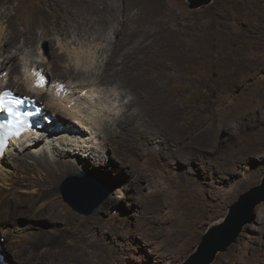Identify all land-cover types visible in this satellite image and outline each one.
I'll return each mask as SVG.
<instances>
[{"label":"rangeland","instance_id":"374dc122","mask_svg":"<svg viewBox=\"0 0 264 264\" xmlns=\"http://www.w3.org/2000/svg\"><path fill=\"white\" fill-rule=\"evenodd\" d=\"M201 1L196 0V4ZM12 2L21 5L18 15L14 13L13 4L9 11L15 22L20 23L27 20L30 8L38 0ZM141 2L153 12L149 18L143 17L138 7L133 8L127 1L114 0V17L110 22L107 20L109 27L103 35L94 33L98 22L91 15L85 21L89 23L85 28L90 29L88 35L71 27L67 33L56 31L53 34V49L42 43V48L37 46L35 51L34 48L21 49L17 61L22 64L23 73L19 78L24 81L28 77L26 74H32L34 57L38 64L46 59L52 79L59 76L62 81L72 80L79 84V77L88 78L96 73L93 76L99 78L102 85L92 88L93 93L89 96L94 102V117L104 123L97 127L104 129L106 121L110 122L114 114H121L123 110L128 112L137 99V94L130 88L133 86L118 74L108 76L107 67L112 68L113 73L122 72L125 65L123 54L118 55L114 63H108L117 39H121L120 33L139 27L141 32L150 31V39L159 33L158 39L164 33L170 39L157 47L161 65L156 67L172 68V74L168 73L169 95L177 102L183 122L191 123L192 129L187 130L196 136L193 139L204 145L208 152L191 153L188 148L176 147L164 128H158L165 136L162 138L164 145L174 148L168 159L150 151L158 147L157 140L153 145L144 139L145 159L138 161L136 155L117 154L114 145H109V150L105 141L94 139V147L86 150L91 153L92 163L84 164V161L74 159L81 166L79 172L101 180L105 188L112 191L111 195L92 215H84L66 201L63 193L62 183L70 176L61 183L63 198L59 201L43 198L37 193L40 189L36 186L28 187V192L16 190L15 194L20 196L17 199L22 198V201L14 200V205L23 204L20 209H15L20 218L15 219V226L13 223L6 226L9 230L6 233L0 224V243L5 246L0 250L8 264H183L196 252L208 229L223 221L244 193L262 184L264 0H214L196 10L190 9L193 5L190 0ZM2 25L7 33V24ZM45 28L46 24L41 22L40 30ZM135 37L138 39L139 35ZM20 48L19 43L12 48L11 54ZM143 58L144 55H133L130 67L139 68L137 62H143ZM51 61H58L62 66L55 70ZM10 68L11 65L1 78H7ZM79 71L83 72L82 76ZM12 77L13 83L15 75ZM22 88L20 94L27 93L26 88ZM104 108L111 112L109 116L106 111L100 112ZM134 110L141 118L142 108ZM145 119L146 123H153L146 117L142 120ZM157 121L166 123L165 119L157 118ZM172 132L183 134L177 126ZM98 133L95 131L94 137ZM181 139L185 145H195L185 135ZM42 146H46V142ZM30 149L34 150L31 146ZM49 153L52 158L55 156L53 150ZM70 214L93 218L94 229L74 237L57 227L59 233H40L46 247L41 248L43 243L38 246L40 241L37 239L23 254H15L17 247L22 248L17 242L22 232L20 228L29 224V232L39 234L37 227L49 223L65 227ZM8 241L14 242V249ZM213 264H264V203L258 207L254 223L248 225L237 243L227 252L220 253Z\"/></svg>","mask_w":264,"mask_h":264},{"label":"bare ground","instance_id":"6f19581e","mask_svg":"<svg viewBox=\"0 0 264 264\" xmlns=\"http://www.w3.org/2000/svg\"><path fill=\"white\" fill-rule=\"evenodd\" d=\"M125 1L130 3L129 5L133 8L138 7L137 10L142 12L143 17L146 16L149 18L153 13L148 6L142 4L141 0ZM10 4H13L12 0H0V93L3 90L11 89L20 94L22 93L20 92V90L23 89L22 87H25L27 93L22 95L31 96L41 101V103L43 102L42 104L45 106V111L54 117V122L50 125H46V135L39 138H37V136L44 133L38 134L36 130H30L21 137L11 138L9 150L0 158V224L5 233L9 231L6 226L11 223L15 226V219L20 218V216L16 215L15 211L18 208L20 209L23 204L14 205V200L22 201V198L17 199L20 196L15 194L17 193L16 190L28 192V187L36 186L40 189L37 193L43 198H53L55 201L61 200L63 198L60 187L62 181L67 176H75L74 174L81 170L80 164L76 162L74 157L84 161V164L92 163L91 153L86 150L94 147L92 144L94 139L98 140L99 138L102 142L105 141L109 150L111 149L110 146L113 147L114 145L115 147H113V149L117 154L136 155L138 161L140 159H145V149L143 147H145L146 144L144 139L147 143L153 145L157 140L158 144H156V146L158 147H153L150 151L154 153L155 156L163 155V157L168 159L174 148L172 149L173 146L164 145V139H162L164 135L162 136L159 132L161 128H164L169 133L170 141H173L172 143L176 144V147L181 146L185 147V149L188 148L192 151L191 153L208 152L204 145L193 139L196 136H193L191 132L187 130L192 129L191 123L187 121L183 122V115L179 110L177 102L169 95L168 85L170 79L168 73L170 72L172 74V68L170 67V69L165 70L162 66L156 67V65H161L157 47L164 43L166 39H170L162 33V31L158 39L157 36L159 31L157 32L158 34L155 35L156 38L150 39V31L143 30L141 32L139 30L141 29L140 27L136 30L129 29L131 31L127 30L126 33H120L121 39H117L116 49L113 51L108 63H114L116 57L123 54L126 57L124 62L125 65L122 72L118 71L111 73L112 68L107 67L108 76L111 77V75L118 74L129 85L133 86L130 88L137 94V99L132 104L131 109L127 110L128 112L125 113L123 110L124 114L123 112L121 114H114V118L110 119V122L105 120V127L101 129L98 128L97 125L102 127L104 123L101 119H97V116L94 117L95 110L92 111L94 102L92 97L89 96L90 93H93L91 91L92 88L96 85L97 88H100L102 85L98 81L99 78L93 76L94 74L96 75V73L88 78L79 77L81 79L77 81L79 84L72 80L62 81L63 79L59 78V76H54L52 79L50 77V69L46 66V59L43 58V61L38 64V60L34 57L32 61L35 63L31 65V69L33 68L34 70H30L32 74H26L28 77L23 81V78H19V75L23 73V67L17 60L21 55L20 50L24 48H34L35 51L38 49L37 46L40 47V49L42 48L40 45L42 43L43 46L47 47L49 45V47L51 46V49H53L54 40L52 36L56 31L67 33L69 29L73 27L74 29L83 30L85 35H88L90 29L89 27L87 29L85 28L89 23H85V21L91 15L95 16V21L98 22V27L94 28V33L103 35L107 30L106 28L109 27L107 20L110 22L114 17L115 8L112 9L114 0H38V2L30 8L27 20L20 23L15 22L14 16L10 14ZM12 8L16 15L21 11V5L19 3L15 4ZM126 11L128 12V10ZM140 18L142 17L138 19ZM41 22L46 24L44 31L40 30ZM3 23L7 24V33L4 32ZM137 30L140 31L139 34H137ZM135 35H139L138 39ZM89 37H91V35ZM19 43L21 44V48L14 54H11L13 53L12 48L17 47ZM127 46H130V51L126 49ZM195 52L196 51H194V53ZM133 55L145 56L143 62H137L139 68L136 67L133 69L130 67ZM50 64L55 70L62 66V64H58V61H51ZM9 65H11V72L8 74L10 80L8 76L7 78L6 76L1 78V75L7 72ZM204 65L206 64L204 63ZM201 66L202 65H200V67ZM68 69L74 72L76 71L72 68ZM202 70L200 71L202 72ZM78 73L82 76L83 72L79 71ZM14 75L15 78L12 83L11 80ZM42 79L47 81V86L37 87L38 81ZM57 83L64 85V90L58 91L56 86ZM138 107L140 109L142 108V112L139 114L141 118H138V115L136 116L134 110ZM103 111H106L107 115L108 113L111 114L106 108L101 109L100 112ZM143 114L145 116H143ZM151 114L155 115L156 119H154ZM144 117L152 120L153 123L150 120L148 121L151 122L150 124L146 123V119L142 120ZM157 118L160 120L165 119L166 123L162 124L160 121H157ZM128 122L131 123L129 124ZM176 126L180 128L183 134L178 133L176 135L172 132V128ZM128 130L129 132H127ZM95 131L99 132L96 137H94ZM184 135L191 138L195 145H185L184 142L182 143L183 139L181 138L184 137ZM44 142H46V146H42ZM30 146L34 149L33 151L30 149ZM83 149H85V151ZM52 150L55 153L53 158L49 153ZM33 193L36 192L33 191ZM61 205H63V203H61ZM70 215L71 216L65 221V227L49 223L48 226L37 227V229H39V234L30 233L29 224L20 228L22 232L18 235L20 240L17 242L21 243L22 248L17 247L18 250L15 254H23L28 250L29 244L33 241L35 242L37 239H39L37 241H40L38 246L43 243L41 248L46 247L45 238L40 233H44V235H48L51 231L59 233L60 230L57 229V227H62V232H68L74 237L82 236L94 229L95 222L93 218H81L74 214ZM38 219H41V217H38ZM11 243L8 241L7 244H10V247L14 249V242ZM4 248L5 246L1 245V249L4 250ZM0 252L2 253L1 250ZM5 262L8 264L6 259Z\"/></svg>","mask_w":264,"mask_h":264},{"label":"water","instance_id":"95a60500","mask_svg":"<svg viewBox=\"0 0 264 264\" xmlns=\"http://www.w3.org/2000/svg\"><path fill=\"white\" fill-rule=\"evenodd\" d=\"M190 1L193 3L190 9L196 10L210 5L214 0H203L197 4L196 0ZM62 190L66 201L84 215H92L112 193L105 188L101 180L85 172L65 179ZM262 203H264V179L261 185L240 197L223 221L208 229L196 252L183 264H213L218 255L227 252L237 243L245 228L254 223L258 207Z\"/></svg>","mask_w":264,"mask_h":264},{"label":"snow or ice","instance_id":"6c2138e0","mask_svg":"<svg viewBox=\"0 0 264 264\" xmlns=\"http://www.w3.org/2000/svg\"><path fill=\"white\" fill-rule=\"evenodd\" d=\"M37 87H43V81H38ZM11 93L4 92L3 94H0V112H7L8 115L12 116L14 121H16V124L13 125L15 128V133L19 132V127L24 126V121L21 119V116L17 113L13 112L10 107V103L5 101V98L10 96ZM15 103H21V101H15ZM17 124L19 127H17Z\"/></svg>","mask_w":264,"mask_h":264},{"label":"clouds","instance_id":"9594fccd","mask_svg":"<svg viewBox=\"0 0 264 264\" xmlns=\"http://www.w3.org/2000/svg\"><path fill=\"white\" fill-rule=\"evenodd\" d=\"M44 132V135H46V132L45 131H43ZM0 246H1V244H0ZM4 256V255H3ZM5 257V256H4Z\"/></svg>","mask_w":264,"mask_h":264}]
</instances>
